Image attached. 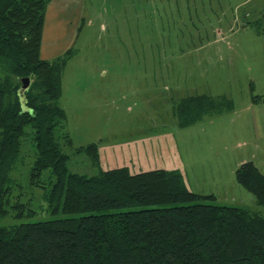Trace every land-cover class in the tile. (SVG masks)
Returning a JSON list of instances; mask_svg holds the SVG:
<instances>
[{
	"label": "rangeland",
	"instance_id": "rangeland-1",
	"mask_svg": "<svg viewBox=\"0 0 264 264\" xmlns=\"http://www.w3.org/2000/svg\"><path fill=\"white\" fill-rule=\"evenodd\" d=\"M260 6L264 0H51L41 57L74 51L58 100L74 147L98 142L108 167L170 161L165 169L178 171L188 190L264 214L234 176L247 160L264 174V104L248 106L252 94L264 95V34L239 23L241 13L256 20ZM202 94L226 96L234 109L178 127L174 105ZM69 168L94 173L81 154L71 153ZM40 204L32 199L33 216L0 225L53 218Z\"/></svg>",
	"mask_w": 264,
	"mask_h": 264
},
{
	"label": "trees",
	"instance_id": "trees-1",
	"mask_svg": "<svg viewBox=\"0 0 264 264\" xmlns=\"http://www.w3.org/2000/svg\"><path fill=\"white\" fill-rule=\"evenodd\" d=\"M50 1L0 0V219L33 216L34 198L53 216L0 225V264H264L263 213L213 204L214 194L188 190L176 170L105 166L98 142L74 147L58 104L74 51L41 57ZM261 21L246 25L264 34ZM23 77L31 81L24 101ZM233 107L226 96L191 95L172 113L183 128ZM71 153L94 173L71 170ZM234 176L264 207L259 168L243 161Z\"/></svg>",
	"mask_w": 264,
	"mask_h": 264
},
{
	"label": "crops",
	"instance_id": "crops-1",
	"mask_svg": "<svg viewBox=\"0 0 264 264\" xmlns=\"http://www.w3.org/2000/svg\"><path fill=\"white\" fill-rule=\"evenodd\" d=\"M258 8V10H257V12H256V15H258L256 18V20H263V21H261V22H264V6H260V7H257ZM47 9V8H46ZM250 16V14H247V13H241V15H240V17H239V23H240V25H241V27H245L246 26V22H248V20H245L246 18H248ZM228 98V97H227ZM230 99V98H229ZM232 100V99H231ZM233 102V101H232ZM263 104H264V102H262ZM257 104H260V103H257ZM256 104V105H257ZM233 105H234V102H233ZM251 106V108H253V106H255L254 105V103L252 104L251 103V101H250V99H249V102H248V106ZM233 109H234V107H233ZM232 109V110H233ZM255 113H257V111H254V114ZM258 114H260V116L261 117H263V112L261 111V112H259V113H257L256 115H258ZM263 119V118H262ZM157 148V147H156ZM161 149V148H160ZM162 150V149H161ZM163 162H165V161H162V162H159L156 166H153V168H159V167H161V168H165V167H170V161H168L169 163H168V165H167V162L166 163H164L163 164ZM164 165V166H163ZM117 166V165H116ZM138 169V168H137ZM139 170H145V169H139ZM147 170V169H146Z\"/></svg>",
	"mask_w": 264,
	"mask_h": 264
},
{
	"label": "water",
	"instance_id": "water-1",
	"mask_svg": "<svg viewBox=\"0 0 264 264\" xmlns=\"http://www.w3.org/2000/svg\"><path fill=\"white\" fill-rule=\"evenodd\" d=\"M19 82L20 87L18 89V96L22 101H24V92L28 89L31 81L29 77H23L19 79Z\"/></svg>",
	"mask_w": 264,
	"mask_h": 264
}]
</instances>
